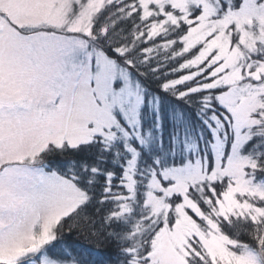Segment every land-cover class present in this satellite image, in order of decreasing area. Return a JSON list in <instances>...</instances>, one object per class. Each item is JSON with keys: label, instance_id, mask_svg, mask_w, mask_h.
Here are the masks:
<instances>
[{"label": "snow or ice", "instance_id": "6c2138e0", "mask_svg": "<svg viewBox=\"0 0 264 264\" xmlns=\"http://www.w3.org/2000/svg\"><path fill=\"white\" fill-rule=\"evenodd\" d=\"M0 264H264V0H0Z\"/></svg>", "mask_w": 264, "mask_h": 264}]
</instances>
